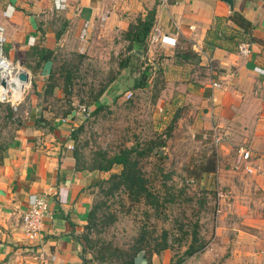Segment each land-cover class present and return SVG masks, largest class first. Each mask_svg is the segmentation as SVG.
<instances>
[{"label": "crops", "instance_id": "obj_1", "mask_svg": "<svg viewBox=\"0 0 264 264\" xmlns=\"http://www.w3.org/2000/svg\"><path fill=\"white\" fill-rule=\"evenodd\" d=\"M152 10L153 30L162 35L150 43V32L146 53L139 60L146 58L167 83L158 99L159 110L181 104L192 109L202 137L213 140L214 132L221 137L218 155L231 168L237 150L249 149L256 169L249 177L264 192V0H233V9L222 0H0L7 55L31 74L17 113L0 112V264H83L84 260L92 264L83 234L93 187L106 178L76 166L69 149L74 146L71 125L64 122L75 110L60 115L48 99L63 96L57 87L47 91L53 57L64 49H85L91 57L109 49L116 55L124 44L128 47L123 34L129 25ZM232 11L253 25L248 56L239 54L238 38L224 39L237 34V27L226 21ZM85 25L87 37L81 40ZM40 50L53 57L33 71ZM33 195L46 196L49 214L38 237L31 240L23 232L21 217ZM250 239L245 251L259 254V239ZM263 249L262 259L254 257L253 264H264ZM134 264H172L171 255L167 250L139 252Z\"/></svg>", "mask_w": 264, "mask_h": 264}, {"label": "rangeland", "instance_id": "obj_2", "mask_svg": "<svg viewBox=\"0 0 264 264\" xmlns=\"http://www.w3.org/2000/svg\"><path fill=\"white\" fill-rule=\"evenodd\" d=\"M108 50L92 57L85 49L59 51L53 83L63 96L48 99L60 115L80 105L91 110L74 135L80 169L93 171L105 158L134 148L156 202H135L123 189L108 193L111 183L106 181L120 166L95 170L106 179L93 187L96 220L86 241L90 262L123 264V254L136 242L143 241L148 252H159L163 240L172 264H253L254 257L262 259L264 192L250 175L234 174L219 158V148L202 137L192 109L181 104L159 110L167 83L153 70L143 78L145 69L153 68L146 58L128 59L126 44L116 55ZM142 79L147 86L137 87ZM24 98L26 94L19 106ZM163 100L167 103L168 95ZM1 108L6 112V106ZM206 168L213 170L204 173ZM251 237L258 238L262 248L252 256L245 251Z\"/></svg>", "mask_w": 264, "mask_h": 264}, {"label": "trees", "instance_id": "obj_3", "mask_svg": "<svg viewBox=\"0 0 264 264\" xmlns=\"http://www.w3.org/2000/svg\"><path fill=\"white\" fill-rule=\"evenodd\" d=\"M154 21H155V11H148L144 17L140 16L138 17L134 23H131L128 27V30L123 34V39L128 42V52H131L130 57L134 59H139L140 57L137 54H134V50H139L143 53V55L146 53L147 49V40L150 35V32L154 28ZM218 21V20H217ZM226 21L231 22L235 27H237V34L230 35L224 37V39L230 41L234 40L235 38H238L237 45L239 43H250L252 38V31H253V25L252 23L240 12L232 11L231 14L228 16ZM238 36V37H237ZM38 54V62L34 66L33 71L36 69L39 70L42 68L43 64L47 61L52 59L53 53L47 50H40L36 52ZM54 61V57H53ZM121 68H125V65H120ZM152 70L160 76L161 73L159 70L154 69V67L150 69H145V72H143V78H147L150 73L152 74ZM149 71V72H148ZM153 72V73H154ZM53 75L50 76L48 85H47V91L50 89L55 88L56 84L53 83ZM52 82V84H51ZM146 81H143L140 84V86L137 87H146ZM100 106L96 107V110L100 109ZM6 114L12 115V110L6 106ZM66 114V113H65ZM77 129H75L74 133L72 134V140L74 141L75 138V132ZM74 152V158L76 161V166L80 169L79 163H80V156L77 154L75 150ZM136 151L134 148L129 150H123L122 152L114 154L112 157L105 158L102 163L97 168H93L92 170H99L103 172H109L114 165L120 166L121 171L118 174H113L110 176L109 180L106 181L107 184L111 183V187L108 189V193H113L114 191H118L120 189H123L128 193V196H130L132 199H135V202H139L142 200H146L150 204H154L156 202L153 194L148 190L147 181L146 178L142 172V169L139 166V161L137 158V154L134 152ZM84 170V169H81ZM213 170V168H206L203 170L204 173H210ZM100 183H96V185H99ZM95 209L91 207L89 213H88V223L85 226V232L83 234V240L85 243V247L87 251L88 247L86 246L87 241V232L91 229L92 225L95 224ZM147 246L143 244V241L136 242V244L132 245L129 251H127L124 255L123 264H134V258L139 252H144L145 254H152V253H160L167 249V242L166 240H163L162 246L159 248V252L151 251L148 252L145 248ZM104 255V254H102ZM86 261V260H84Z\"/></svg>", "mask_w": 264, "mask_h": 264}, {"label": "built area", "instance_id": "obj_4", "mask_svg": "<svg viewBox=\"0 0 264 264\" xmlns=\"http://www.w3.org/2000/svg\"><path fill=\"white\" fill-rule=\"evenodd\" d=\"M164 2L166 0H163ZM159 29L153 30L150 38V43H156L161 37ZM87 37V26L85 25L80 34V39L84 40ZM7 37L6 30L0 24V107L8 106L12 112H17L19 103L22 101L27 89L31 84V74L28 69L22 66L19 61H12L7 55ZM238 52L242 56H248L251 53L250 43H241L238 46ZM21 75L27 77V81L23 82L20 79ZM3 83V84H2ZM213 87H220L219 84L214 83ZM126 99H132V94H126ZM264 102V98H263ZM91 110L87 106L80 105L74 112V115L65 119L64 122L70 123V133L73 134L75 129L81 123V120L89 118ZM213 143L215 147L219 146L221 137L218 133H213ZM69 149L73 150L70 146ZM232 168L235 172H241L246 175L255 174V167L252 161L251 151L245 147H240L237 150L234 158ZM192 183L193 181L190 180ZM48 200L44 195H33L30 197L28 209L21 217V224L24 234L28 239H35L42 231L44 220L48 216Z\"/></svg>", "mask_w": 264, "mask_h": 264}, {"label": "water", "instance_id": "obj_5", "mask_svg": "<svg viewBox=\"0 0 264 264\" xmlns=\"http://www.w3.org/2000/svg\"><path fill=\"white\" fill-rule=\"evenodd\" d=\"M224 1L225 3H227L230 7V9H233V0H222ZM134 54H137L138 56L142 57L143 56V53L139 50H134L133 51ZM20 79L23 81V82H26L27 81V77L25 75H21L20 76ZM3 84V83H2ZM83 264H86L85 261L83 262Z\"/></svg>", "mask_w": 264, "mask_h": 264}]
</instances>
